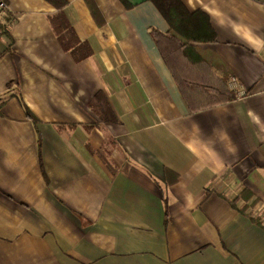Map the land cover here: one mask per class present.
Listing matches in <instances>:
<instances>
[{"label":"crops","instance_id":"crops-1","mask_svg":"<svg viewBox=\"0 0 264 264\" xmlns=\"http://www.w3.org/2000/svg\"><path fill=\"white\" fill-rule=\"evenodd\" d=\"M166 1L4 2L0 264H264V0ZM168 20L236 98L190 109Z\"/></svg>","mask_w":264,"mask_h":264},{"label":"trees","instance_id":"trees-1","mask_svg":"<svg viewBox=\"0 0 264 264\" xmlns=\"http://www.w3.org/2000/svg\"><path fill=\"white\" fill-rule=\"evenodd\" d=\"M1 2L4 3L6 0H0V3ZM165 3L168 8H172L178 4L182 7V10L184 7L179 0H167ZM1 9L3 8H0V10ZM183 12L185 11H182V13ZM175 16L177 15L172 13L169 15L170 18ZM168 21L170 23V30L167 33L154 29L152 34L154 35L165 60L173 67L190 109L196 111L218 103H225L236 98L235 93L230 91L227 85V80L229 78L228 73H224L222 78H218L219 84L216 85H208L209 83H203L201 81L191 79L189 76L179 75L177 73L176 69L183 68V62H188V64L193 66L207 62V58L203 57L200 51L191 45V37L184 35L187 28L192 27V20ZM190 32H192V30H190ZM73 36L74 33L71 27L63 24L62 32L59 34V38L65 48L69 49L77 59H84L91 55L92 51L89 46L86 43L76 41L74 38L75 36ZM78 53L80 55H78ZM100 100L101 97L97 96V102H100ZM27 113L29 116L34 118L28 108ZM34 121L36 120L34 119Z\"/></svg>","mask_w":264,"mask_h":264},{"label":"built area","instance_id":"built-area-1","mask_svg":"<svg viewBox=\"0 0 264 264\" xmlns=\"http://www.w3.org/2000/svg\"><path fill=\"white\" fill-rule=\"evenodd\" d=\"M0 7L6 10V6L3 2L0 3ZM263 51H264V42H263Z\"/></svg>","mask_w":264,"mask_h":264}]
</instances>
